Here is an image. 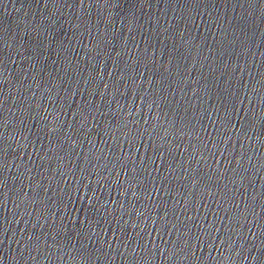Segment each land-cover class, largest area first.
<instances>
[{
  "label": "snow or ice",
  "instance_id": "obj_1",
  "mask_svg": "<svg viewBox=\"0 0 264 264\" xmlns=\"http://www.w3.org/2000/svg\"><path fill=\"white\" fill-rule=\"evenodd\" d=\"M97 203H99L98 201H96V202H93L92 203V205H91V208H93V209H96L97 211H99L100 209L99 208H97Z\"/></svg>",
  "mask_w": 264,
  "mask_h": 264
}]
</instances>
